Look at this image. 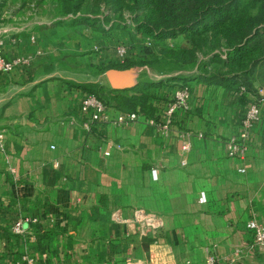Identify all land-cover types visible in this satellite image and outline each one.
<instances>
[{
  "label": "crops",
  "instance_id": "0c3cea01",
  "mask_svg": "<svg viewBox=\"0 0 264 264\" xmlns=\"http://www.w3.org/2000/svg\"><path fill=\"white\" fill-rule=\"evenodd\" d=\"M9 29L0 27L2 53L27 62L0 74V264H206L208 249L216 264H264L246 226L264 223V104L242 159L226 141L255 96L237 84L187 81L191 107L165 135L142 118L86 131L77 71L116 59V49L86 53L93 42L63 26ZM182 85L157 93L170 99ZM183 130L192 132L187 153ZM138 208L163 218L160 234L114 219Z\"/></svg>",
  "mask_w": 264,
  "mask_h": 264
},
{
  "label": "trees",
  "instance_id": "16d2710c",
  "mask_svg": "<svg viewBox=\"0 0 264 264\" xmlns=\"http://www.w3.org/2000/svg\"><path fill=\"white\" fill-rule=\"evenodd\" d=\"M40 0H35L39 2ZM60 13H76L82 8L86 0H55ZM98 5L101 0H95ZM112 8L123 10L125 8L143 12L137 16L142 28L161 35L183 30H190L192 35L199 32L214 31L215 41L211 48L220 45L227 48L226 57L218 53L210 56L209 62L202 64L204 71L197 75H186L173 72L168 78L160 80H139L134 88L115 89L97 83H74L88 93L100 98L114 114V111L136 112L139 118L161 120L163 114L160 109L165 107V102L158 95V88L163 84L183 79L184 84L188 80L204 81L209 83H221L226 85L237 84L246 88V92L254 95L258 101L264 104V0H104ZM199 31V32H198ZM146 51H151L150 47ZM192 47L168 48L166 58L172 59V63L179 66L181 63H197L192 58ZM184 54V55H183ZM186 56V57H185ZM194 57V54H193ZM220 63L216 69H208L209 63ZM145 64L154 67L152 60L137 62L130 59L128 51L125 60L109 68L125 69L132 66ZM107 65V64H105ZM199 65V64H198ZM201 65L197 66L198 68ZM102 67V68H101ZM225 69V70H224ZM239 83V84H238ZM190 87V86H189ZM263 90V94L259 90ZM160 97V99H159ZM177 116V115H176ZM175 116V117H176ZM99 123L92 124L91 129ZM155 231L154 235L161 233ZM147 242L157 241V237L146 239Z\"/></svg>",
  "mask_w": 264,
  "mask_h": 264
},
{
  "label": "rangeland",
  "instance_id": "374dc122",
  "mask_svg": "<svg viewBox=\"0 0 264 264\" xmlns=\"http://www.w3.org/2000/svg\"><path fill=\"white\" fill-rule=\"evenodd\" d=\"M59 11V5L55 0H40L38 3L35 0H0V27L10 28V32L14 34H23L63 26L68 28L70 34H79L88 42H93L86 53L91 51L101 56L108 50L112 52L116 49V59L108 63H88L89 65H86L82 72L77 71L78 80L88 83L109 85L106 74L108 69H101L100 72L99 68L100 66L108 68L123 62L125 56H121L118 52V48L123 46L127 49L131 60L137 62L152 60L154 63V67L145 64L130 67L134 68L137 81L160 80L178 71L190 76L197 75L204 71L205 67L202 64H205V61L209 62L213 52L226 57L228 50L224 45L211 48L216 37L214 31H198L201 34L192 35L193 32L188 29L161 35V33L142 28L137 16L143 10L135 13L127 8L123 10L112 8L104 0H101L98 5L95 0H86L76 13L62 14ZM147 47H150L151 51H146ZM183 47L194 49L192 58L197 61L196 64L189 62L177 66L172 63V59L166 58L165 53L168 48ZM103 57L100 58L103 59ZM198 64L201 65L199 68ZM219 64L212 62L206 67L214 70L220 66ZM73 75L70 73V76ZM177 81L185 83L183 79Z\"/></svg>",
  "mask_w": 264,
  "mask_h": 264
},
{
  "label": "built area",
  "instance_id": "2783aa9c",
  "mask_svg": "<svg viewBox=\"0 0 264 264\" xmlns=\"http://www.w3.org/2000/svg\"><path fill=\"white\" fill-rule=\"evenodd\" d=\"M118 52L121 56H125L127 49L123 46L118 48ZM25 62H27V59L23 57L13 59L5 57L0 49V74L10 72L17 64ZM238 92L245 93L246 88L243 85H240ZM190 93L191 91L189 85H182L176 93L165 102V107L163 109L164 115L161 120L145 119V121L149 125L158 128L160 132L165 135L171 128L175 120V116L179 112L188 111L190 109ZM259 93L263 94V90L260 89ZM261 103L262 102L258 101L255 97V101L250 104L240 119V131L226 141V150L229 156L241 159L246 157L248 152L249 132L254 123L260 118ZM80 112L82 115L83 127L86 131H89L94 123H112L118 126H125L139 118V115L136 112H125V117L123 118L116 117L111 112V109L107 106V104H105L95 94L88 92H86L81 99ZM191 135L192 132L188 130L180 131L178 134L180 148L184 153L189 152L192 148ZM198 136H201V134L198 133ZM114 147L121 148L119 144H116V146L114 145ZM104 153L106 155L110 154L109 151H105ZM182 163L185 164L186 159H183ZM239 171L245 172V168L241 167ZM113 216L114 219L119 221H131L136 224L142 234H147L150 231L154 232L155 230L162 228L164 225L163 218L159 214L147 212L146 210L140 208L134 210L131 220L123 218L119 211L114 212ZM246 226L253 234V242L258 246H264V223H260L256 219L252 218L247 222ZM15 230L20 232V223H17ZM206 262V264L217 263L216 256L209 249ZM27 264L34 263L31 260H28Z\"/></svg>",
  "mask_w": 264,
  "mask_h": 264
},
{
  "label": "water",
  "instance_id": "95a60500",
  "mask_svg": "<svg viewBox=\"0 0 264 264\" xmlns=\"http://www.w3.org/2000/svg\"><path fill=\"white\" fill-rule=\"evenodd\" d=\"M112 88L121 89L128 86L135 79L134 68L116 69L110 68L106 71Z\"/></svg>",
  "mask_w": 264,
  "mask_h": 264
}]
</instances>
